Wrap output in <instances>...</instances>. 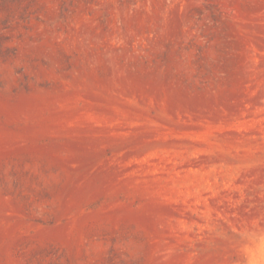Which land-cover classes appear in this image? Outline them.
Segmentation results:
<instances>
[{
	"label": "rangeland",
	"instance_id": "rangeland-1",
	"mask_svg": "<svg viewBox=\"0 0 264 264\" xmlns=\"http://www.w3.org/2000/svg\"><path fill=\"white\" fill-rule=\"evenodd\" d=\"M0 264H264V0H0Z\"/></svg>",
	"mask_w": 264,
	"mask_h": 264
}]
</instances>
